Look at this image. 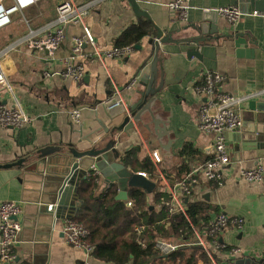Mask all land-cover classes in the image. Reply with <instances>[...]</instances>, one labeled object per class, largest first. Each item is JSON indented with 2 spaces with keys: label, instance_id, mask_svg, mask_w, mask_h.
Returning a JSON list of instances; mask_svg holds the SVG:
<instances>
[{
  "label": "crops",
  "instance_id": "crops-1",
  "mask_svg": "<svg viewBox=\"0 0 264 264\" xmlns=\"http://www.w3.org/2000/svg\"><path fill=\"white\" fill-rule=\"evenodd\" d=\"M63 1L68 0L39 1L14 14L12 23L0 30V63L11 89L0 86V107L17 110L28 119L18 129L0 126V204L13 201L23 210L19 217L23 229L15 248L17 261L23 264H107L94 258L92 252L77 250L66 242L63 229L66 217L71 215L75 219L81 210L75 212L71 208L77 201L73 193L67 195L69 206L61 212L57 210L66 164L58 158L71 148L83 152L116 140L114 147L121 157L139 149L133 164L137 168L146 161L152 163L151 153L157 151L162 161L158 165L152 163L157 167L155 179L138 170L136 173L150 178L157 185L156 190L161 187L167 192L180 181L175 174L182 163L188 162L191 173L195 166L214 156L213 137L199 129L204 100L195 92L208 72L225 78L223 92L245 97L236 109L242 125L240 132L227 133L231 164L225 169L221 183L198 178L188 204L202 207L198 226L203 232L219 214L243 220L241 229L230 227L222 236L228 248H239L241 254L232 259L226 251L212 252V257L206 253L211 264H236L242 260L239 264H247L250 259H264V181L247 182L241 177L243 171L264 169V112L258 109V103H264V98L256 96L264 90V14L242 15L234 25L218 14L220 31L216 36L222 37L194 48L184 43L199 36L193 26H198L202 15L210 10L234 6L231 0H189L186 20L169 9L168 5L175 0H139L141 9L150 19L137 17L128 0H69L79 7L91 5L85 25L104 52L125 48L116 47V42L129 28L143 22L151 23L152 27L151 35L132 47L133 52L123 59L109 58L101 63L92 56V48L85 45L81 56L73 62L84 68L83 78L76 81L63 77L62 73L66 60L74 54L73 38L83 34L81 25L66 28L65 40L53 56L32 43L47 37L56 19V8ZM154 27L167 30L165 36L179 42L161 45L162 63L158 65L157 84L163 68L165 86L155 106L167 122L169 136L163 143L167 144L169 137L174 140L171 156H166L156 137L139 125L128 133L113 136V130L122 124L137 99L141 77L150 73L154 56L151 41L156 39ZM233 32L244 33L245 39L251 42L243 49V54L233 40L225 38ZM190 50L195 54L188 56ZM114 86L121 89L125 107L109 110L105 103L114 93ZM75 110L80 111L76 121ZM240 137L250 144L254 142L255 147L237 142ZM187 145L197 152L194 157H181L180 152ZM47 149L57 151L43 156L41 151ZM99 174L96 197L111 184L100 170ZM167 174L175 177L172 184ZM152 197L149 194L147 198L150 205ZM50 206H54L52 211H49Z\"/></svg>",
  "mask_w": 264,
  "mask_h": 264
},
{
  "label": "built area",
  "instance_id": "built-area-1",
  "mask_svg": "<svg viewBox=\"0 0 264 264\" xmlns=\"http://www.w3.org/2000/svg\"><path fill=\"white\" fill-rule=\"evenodd\" d=\"M42 0H0V30L6 28L12 23V16L27 8L34 6ZM189 0H175L168 5L169 9L179 13L183 20H186L188 14L187 2ZM230 24H236L242 17L240 10L235 6L223 7L217 10ZM91 14V5L76 6L71 1H63L56 8V19L47 37L38 42H32L34 46L47 50L50 56L57 52L66 36V28L71 25H81L83 34L73 38L74 49L73 56L66 60V69L62 73L65 78H72L76 81L84 76L83 66H76L73 62L81 56L85 45H89L92 50V56L101 63L106 59H123L133 52L132 47L113 48L110 51H102L93 37L88 26L85 25V19ZM34 33H32V36ZM31 36V37H32ZM33 39H29L32 41ZM48 75V74H46ZM225 78L219 74L208 72L198 86L195 92L199 98L203 99L199 113V129L202 133L213 137L214 156L212 159L201 165L195 166L192 172L183 180L176 182L167 191L169 200L165 202L163 210L168 214H181L190 222L193 234L192 241L186 240L177 242L173 240L157 239L155 248L160 255L166 256L178 251L182 247L197 246L201 247L212 257V252L226 251L229 257L237 258L241 254L239 248L229 250L222 242L224 232L230 227H243V220L231 217L226 214H219L212 219L203 232L200 226L191 222L188 214V200L192 196L193 186L198 182V178L220 184L224 178V171L231 164V151L227 145V133L241 127L242 121L236 113V109L244 102L245 97L239 98L227 94L221 90ZM0 86L9 89L8 75L0 63ZM114 93L106 100V106L109 110L125 107V101L121 97V89L114 86ZM257 97L264 98V90L256 94ZM80 111H74V120H78ZM28 119L19 111L0 107V126L4 128L18 129L24 126ZM151 161L159 164L162 161L157 151L151 153ZM99 170L96 167L91 168L89 176L99 177ZM243 180L247 182H263L264 169L258 168L243 171L241 174ZM131 206V203L128 204ZM54 206L49 207L52 211ZM20 204L7 201L0 204V264H23L17 261L15 248L20 242L23 226L19 221L22 214ZM64 234L69 246L83 250L87 253L92 252V247L88 243V230L75 219H67L64 223ZM143 228H136L137 241L140 240ZM140 242V241H139ZM145 247V243L141 242Z\"/></svg>",
  "mask_w": 264,
  "mask_h": 264
},
{
  "label": "trees",
  "instance_id": "trees-1",
  "mask_svg": "<svg viewBox=\"0 0 264 264\" xmlns=\"http://www.w3.org/2000/svg\"><path fill=\"white\" fill-rule=\"evenodd\" d=\"M151 23L143 22L129 28L116 42V47H135L141 40L151 35ZM139 149H133L120 157V162L133 174L146 173L151 179L157 176V167L144 162L137 168L133 167ZM197 152L191 145L185 146L181 157H194ZM188 162L182 163L175 174L176 179H183L190 173ZM168 181L174 182L173 176L166 175ZM98 178L88 176L81 182L78 196L82 202L80 212L75 220L81 223L89 232L88 243L92 247L94 258L107 264H211L206 252L197 246H186L178 251L163 256L155 248V240H189L193 234L188 222L181 214H168L163 210V204L169 200L167 192L160 187L152 194L153 204L148 203L149 194L141 189H130L127 202L117 201L119 193L117 184L99 196H95ZM83 199V200H82ZM131 203V206H127ZM159 208V211L157 210ZM199 204H188V214L191 222L198 225L202 216ZM142 227L140 242L137 241L135 227ZM129 237V238H128ZM141 242L145 243V247ZM230 248L227 247L226 250Z\"/></svg>",
  "mask_w": 264,
  "mask_h": 264
},
{
  "label": "water",
  "instance_id": "water-1",
  "mask_svg": "<svg viewBox=\"0 0 264 264\" xmlns=\"http://www.w3.org/2000/svg\"><path fill=\"white\" fill-rule=\"evenodd\" d=\"M128 1L137 17L150 19L149 14L141 9L138 2L139 0ZM231 3L240 10L242 15L264 14V0H231ZM218 14L217 10H210V12L204 13L198 26H193V29L199 36L189 38L185 40L184 43L195 48L202 42L204 43L208 40H217L221 38L222 36H216L220 31L217 27ZM154 29L156 32V39L151 41L154 56L150 65V73L141 77L139 83L140 89L137 90V99L130 106L122 124L113 130V136L121 132L128 133V131L134 130L136 125H139L141 128L147 130L151 136L156 137V140L162 144L161 147L166 153V156H171L174 140L169 137L167 144L163 143V139L169 136L167 122L161 118L159 110H156L155 106L159 101L158 95L165 86V72L163 68L160 74V82L157 84V78L159 76L158 65L162 63V57L160 56L161 45L167 43L179 44V42L174 41L171 36H165L167 30H160L158 27H154ZM245 37V34L241 32H233L225 35V38L233 40L240 54H243V49L248 47L251 43L247 41ZM192 54H195L194 50L188 52V56ZM258 109L264 112V103H258ZM234 131L240 132L241 129L238 128ZM237 142L245 143L246 147H255L252 146L254 142L250 144L242 137L238 138ZM115 143L116 140H112L103 146H96L83 152H78L71 148L65 156L58 158L66 163L64 168L65 172L62 174L63 183L58 193L56 206L58 212H61L66 206H69V202L66 200L69 193L75 194L77 198V201L71 205V208L74 209L75 212L80 210L82 202L79 200L78 190L81 182L87 180L88 176L91 174L92 167H96L100 170L107 182L119 186V193L116 197L117 201H128L130 189H141L147 194H151L156 190L157 185L150 178L142 173L133 174L120 162L121 156L115 150ZM51 151H57V149H47L41 151V153L44 156V154H49ZM80 174H82L81 178L77 179ZM73 217L74 216L68 215L66 218L72 219ZM242 261H238L236 264ZM247 264H264V259L259 261L250 259L247 260Z\"/></svg>",
  "mask_w": 264,
  "mask_h": 264
}]
</instances>
